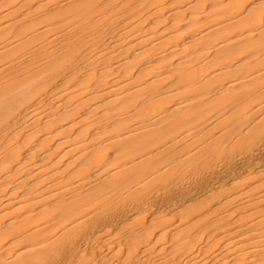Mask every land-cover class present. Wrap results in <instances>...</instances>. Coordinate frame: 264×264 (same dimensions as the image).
<instances>
[{
  "label": "bare ground",
  "instance_id": "6f19581e",
  "mask_svg": "<svg viewBox=\"0 0 264 264\" xmlns=\"http://www.w3.org/2000/svg\"><path fill=\"white\" fill-rule=\"evenodd\" d=\"M0 264H264V0H0Z\"/></svg>",
  "mask_w": 264,
  "mask_h": 264
}]
</instances>
